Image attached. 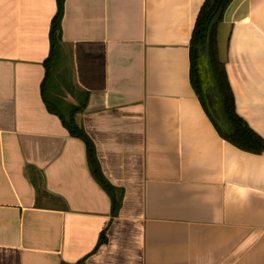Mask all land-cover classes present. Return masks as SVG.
Listing matches in <instances>:
<instances>
[{"label": "crops", "instance_id": "1", "mask_svg": "<svg viewBox=\"0 0 264 264\" xmlns=\"http://www.w3.org/2000/svg\"><path fill=\"white\" fill-rule=\"evenodd\" d=\"M204 1L63 0L76 122L121 196L112 217L40 95L56 0H0V264H264V151L222 139L190 84ZM217 40L236 114L264 140V0H233Z\"/></svg>", "mask_w": 264, "mask_h": 264}, {"label": "trees", "instance_id": "2", "mask_svg": "<svg viewBox=\"0 0 264 264\" xmlns=\"http://www.w3.org/2000/svg\"><path fill=\"white\" fill-rule=\"evenodd\" d=\"M232 1L205 0L203 2L197 14L189 42L190 84L220 137L244 152L260 154L264 151V140L236 114L234 98L223 61L219 56L217 29ZM56 6V13L50 23L49 54L43 63L45 75L40 86V95L47 112L60 120L70 137L78 139L84 144L90 174L109 196L110 214L115 217L120 208L121 196L103 177L96 159L94 145L83 128L76 122V116L82 112L86 105L87 94L80 92L75 94L78 97L75 104L64 103L61 98L55 95V79L61 78V74L57 72L65 63L61 41L63 0H56ZM211 80L220 103L217 114L211 112L208 103V83H211ZM67 85L68 83L65 84V87ZM105 243L106 236L102 232L96 248Z\"/></svg>", "mask_w": 264, "mask_h": 264}, {"label": "rangeland", "instance_id": "3", "mask_svg": "<svg viewBox=\"0 0 264 264\" xmlns=\"http://www.w3.org/2000/svg\"><path fill=\"white\" fill-rule=\"evenodd\" d=\"M66 68V63L63 64V66L61 67L60 70H58V74H61V78L55 79V85H56V89H55V95H57V97L61 98L64 103L70 104L73 101L77 102V96L75 94H72V87L69 85L68 81H69V77H68V71ZM64 77V78H63ZM67 78V79H66ZM211 79V78H210ZM66 81V83H65ZM68 85L65 87V84ZM208 103L210 106V110L213 114H217L219 113V108H220V103L218 101V96H217V92L216 89L214 88L213 84H212V80L211 83H208ZM213 86V87H212ZM71 94V95H70ZM67 96H72L73 98H75L74 100H68ZM70 101V102H69Z\"/></svg>", "mask_w": 264, "mask_h": 264}]
</instances>
